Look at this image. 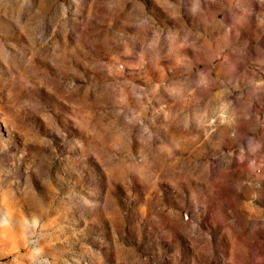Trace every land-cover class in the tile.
<instances>
[{"label": "rangeland", "instance_id": "rangeland-1", "mask_svg": "<svg viewBox=\"0 0 264 264\" xmlns=\"http://www.w3.org/2000/svg\"><path fill=\"white\" fill-rule=\"evenodd\" d=\"M0 264H264V0H0Z\"/></svg>", "mask_w": 264, "mask_h": 264}]
</instances>
